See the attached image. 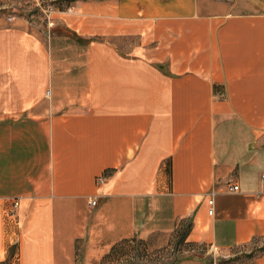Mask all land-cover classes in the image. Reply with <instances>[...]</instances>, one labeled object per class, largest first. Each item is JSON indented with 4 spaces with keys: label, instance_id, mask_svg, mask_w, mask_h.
Here are the masks:
<instances>
[{
    "label": "crops",
    "instance_id": "crops-1",
    "mask_svg": "<svg viewBox=\"0 0 264 264\" xmlns=\"http://www.w3.org/2000/svg\"><path fill=\"white\" fill-rule=\"evenodd\" d=\"M62 3L0 19V264H264V0Z\"/></svg>",
    "mask_w": 264,
    "mask_h": 264
},
{
    "label": "rangeland",
    "instance_id": "rangeland-1",
    "mask_svg": "<svg viewBox=\"0 0 264 264\" xmlns=\"http://www.w3.org/2000/svg\"><path fill=\"white\" fill-rule=\"evenodd\" d=\"M60 1L64 5V1L67 0H56L46 4L55 5ZM45 2L48 1L45 0ZM17 18H26L35 23L46 22L45 15L38 6V0H0V19L12 22ZM47 25L50 27L53 22L52 25L48 23ZM105 175L107 177L108 173ZM97 183L103 184L99 182V179ZM182 236L183 232H175L152 238L149 242L135 239L133 244L121 246L109 260L100 264H175L178 260L188 257L206 256L212 252L215 255L210 247L203 246L195 249L191 244L185 243Z\"/></svg>",
    "mask_w": 264,
    "mask_h": 264
},
{
    "label": "built area",
    "instance_id": "built-area-1",
    "mask_svg": "<svg viewBox=\"0 0 264 264\" xmlns=\"http://www.w3.org/2000/svg\"><path fill=\"white\" fill-rule=\"evenodd\" d=\"M46 3H49V2H45V0H38V6L40 8V10L42 11V13L45 15V18H46V23H48L49 25H52V20H51V16L58 12L59 9L58 7H56L55 5L53 4H46ZM67 11L71 12L72 11V8L69 7L67 9ZM106 179V175H104L103 177H100L99 178V182L100 183H103ZM240 188L238 185H233L232 187H230V191L232 192H237L239 191ZM93 205H96V201H93L92 202ZM209 205L211 207L210 211H209V214L210 215H213L214 214V210H213V206H214V193H212L209 197ZM15 206H17V203L15 204Z\"/></svg>",
    "mask_w": 264,
    "mask_h": 264
}]
</instances>
